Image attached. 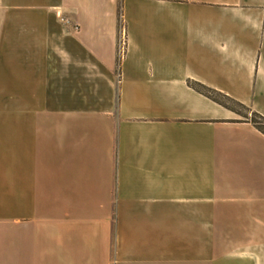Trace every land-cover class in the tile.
<instances>
[{
  "label": "crops",
  "instance_id": "crops-1",
  "mask_svg": "<svg viewBox=\"0 0 264 264\" xmlns=\"http://www.w3.org/2000/svg\"><path fill=\"white\" fill-rule=\"evenodd\" d=\"M194 83L264 116V0H0V264H264V133Z\"/></svg>",
  "mask_w": 264,
  "mask_h": 264
},
{
  "label": "trees",
  "instance_id": "trees-1",
  "mask_svg": "<svg viewBox=\"0 0 264 264\" xmlns=\"http://www.w3.org/2000/svg\"><path fill=\"white\" fill-rule=\"evenodd\" d=\"M198 90L204 92L209 97L213 98L217 102L223 104L226 107L231 108L232 110L236 111L237 113L243 115L245 118L250 119V121L257 127L262 133H264V116L256 111H252L249 107L245 106L244 104L235 101L234 99L223 95L213 89L205 87L199 83L192 84ZM245 111L246 114L242 112Z\"/></svg>",
  "mask_w": 264,
  "mask_h": 264
},
{
  "label": "built area",
  "instance_id": "built-area-1",
  "mask_svg": "<svg viewBox=\"0 0 264 264\" xmlns=\"http://www.w3.org/2000/svg\"><path fill=\"white\" fill-rule=\"evenodd\" d=\"M61 21L68 24L69 20L65 19L64 17L61 18ZM128 48L127 42V34H126V27H121L120 35L118 38L117 44V62H118V71L120 70V65L122 60L125 58ZM119 73V72H118Z\"/></svg>",
  "mask_w": 264,
  "mask_h": 264
},
{
  "label": "rangeland",
  "instance_id": "rangeland-1",
  "mask_svg": "<svg viewBox=\"0 0 264 264\" xmlns=\"http://www.w3.org/2000/svg\"><path fill=\"white\" fill-rule=\"evenodd\" d=\"M62 17H64V16H63V14L59 11V12H58V18H59L60 22H61L62 24H66V23H64L63 21H61V18H62ZM64 18L67 19V20H69V23H71L70 19H68V18H66V17H64ZM69 23H68V24H69ZM68 24H66V25H68ZM124 26H125V24H124V22H123V19L120 18V30H121V27H124ZM242 113H243V114H246L245 111H243Z\"/></svg>",
  "mask_w": 264,
  "mask_h": 264
}]
</instances>
